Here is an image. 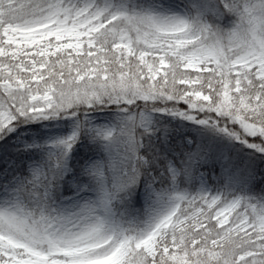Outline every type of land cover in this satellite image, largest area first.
<instances>
[{"label": "snow or ice", "instance_id": "1", "mask_svg": "<svg viewBox=\"0 0 264 264\" xmlns=\"http://www.w3.org/2000/svg\"><path fill=\"white\" fill-rule=\"evenodd\" d=\"M173 120L248 162L209 185ZM48 124L0 184V264H264V0H0V141Z\"/></svg>", "mask_w": 264, "mask_h": 264}, {"label": "trees", "instance_id": "2", "mask_svg": "<svg viewBox=\"0 0 264 264\" xmlns=\"http://www.w3.org/2000/svg\"><path fill=\"white\" fill-rule=\"evenodd\" d=\"M171 131L169 132L168 145L170 146H183L184 150H193L196 145L202 146V148L212 157H218V162L215 163L216 169L227 170L228 172H236L243 169L245 164L248 162V150L241 149L239 145L233 146L229 141L221 139L212 132L203 131L199 126L191 124L189 122H178L173 120L169 125ZM39 126L32 125L31 129H38ZM163 137V133L159 134ZM185 137H190L193 140L191 146L186 145L184 142ZM172 142V143H171ZM182 142V144H179ZM86 145V144H85ZM78 147L74 156L76 158L84 156L86 146ZM19 146L12 142V137L7 143L0 141V164H2L9 156L16 155L18 153ZM179 153V150H177ZM176 153V154H177ZM179 158V157H177ZM78 165V159H74L73 166ZM257 166L262 170L264 174V162L257 161ZM1 168V167H0ZM228 177V176H227ZM226 177V179H227ZM224 180V182L226 181ZM256 192H259L261 188H264V183H260V176L257 177ZM181 188L187 186V182L184 177H181L178 181ZM67 187V186H66ZM141 204V203H140ZM140 205H138L139 207Z\"/></svg>", "mask_w": 264, "mask_h": 264}, {"label": "rangeland", "instance_id": "3", "mask_svg": "<svg viewBox=\"0 0 264 264\" xmlns=\"http://www.w3.org/2000/svg\"><path fill=\"white\" fill-rule=\"evenodd\" d=\"M113 114H106V113H101L98 114L97 119L100 122H107L108 120H110L112 118ZM70 130V128L67 125H63V126H58L55 124H48V125H42L40 130H31V129H27V130H21L18 129V133H20L19 135H16V142L18 144H22V149L24 147V142H31L32 139H36V140H40L41 139V135L44 134V138H46L49 135H63L66 134L68 131ZM186 145L190 146L192 144V140L189 137H185L184 139ZM191 141V143L189 144L188 142ZM85 141H82L81 144H84ZM182 142H179V144ZM178 144V145H179ZM86 152L84 157L90 158V159H100L104 153L101 149H99L96 145H92V144H86ZM177 146V145H176ZM177 157H179V153L176 154ZM24 174H27V165L31 164L33 162H41L42 160V156L41 153L39 152H34L33 154H31V156L29 157L28 155L24 156ZM10 164H14L13 160H10L9 162ZM209 164H205L203 167L200 168V172L203 173V180L204 182L208 183L211 186H215L217 183H223V181L226 179V177L230 174V172H228L227 170H223V169H216V167H212V170L209 171ZM6 173V177L5 176H0V184L4 185L5 187L8 184V180L11 178V176L13 175V170H11L9 167L5 170ZM17 175H19L20 173H16ZM75 176V169L73 170L72 173H69V178L72 179ZM197 176L199 177V173H197ZM73 183H75V180L72 179L71 183H68L70 185V188L72 191H75V189L73 188ZM194 183L196 184L197 187H199L200 185V179L198 178L196 181H194ZM187 187H190L189 184H187ZM141 192H143V189H141ZM2 194V193H0ZM68 195H71V192L68 193ZM143 195H141L140 198V203L141 205L143 204Z\"/></svg>", "mask_w": 264, "mask_h": 264}]
</instances>
